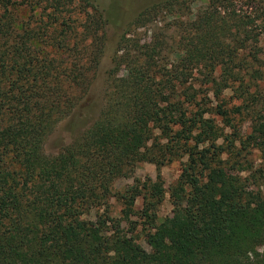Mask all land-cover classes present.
Wrapping results in <instances>:
<instances>
[{"label": "trees", "instance_id": "trees-1", "mask_svg": "<svg viewBox=\"0 0 264 264\" xmlns=\"http://www.w3.org/2000/svg\"><path fill=\"white\" fill-rule=\"evenodd\" d=\"M85 1L30 0L21 19L0 0V264H264V0H207L167 26L157 17L180 0L143 7L98 117L47 154L104 53L105 18ZM141 161L155 179L114 191Z\"/></svg>", "mask_w": 264, "mask_h": 264}, {"label": "rangeland", "instance_id": "rangeland-1", "mask_svg": "<svg viewBox=\"0 0 264 264\" xmlns=\"http://www.w3.org/2000/svg\"><path fill=\"white\" fill-rule=\"evenodd\" d=\"M22 5L16 7L14 14L21 19L26 18L30 14L28 5L30 0H15ZM103 13L105 18V45L104 53L99 60L97 68L91 75L90 84L88 89L81 94L80 99L73 108L72 112L61 120L47 136L44 142V150L47 154H54L58 152L63 146L71 143L81 133H83L98 117L103 106V94L106 84V77L108 69L111 65V54L116 46L118 36L127 28L129 22L133 20L135 15L145 6L159 1V0H91ZM182 0H180L181 2ZM207 0H183V3L176 4L172 10L167 13L159 14L157 19L162 20V24L167 26L171 22V14L180 13H194L200 6L205 5ZM85 0H74V5L86 4ZM184 5L183 9L181 6ZM80 6V5H79ZM82 7V6H81ZM90 13L92 9L86 7ZM76 15H82L81 12ZM144 28H138L137 31ZM181 161L173 160L160 168V173L163 179L165 188L164 199L158 206V221L167 215L171 214L172 204L169 199V187L177 179L181 171ZM157 173L156 165L151 162H139L129 177H120L113 182V190L118 191L123 189L126 185L133 183L134 178H150L155 179ZM111 210L114 216H119L121 208L120 202L111 199ZM142 205L141 198H138L135 203V209H140ZM134 220H138L133 216ZM139 242L147 246L142 236H139Z\"/></svg>", "mask_w": 264, "mask_h": 264}]
</instances>
